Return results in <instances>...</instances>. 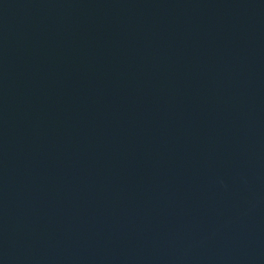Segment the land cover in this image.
<instances>
[{"label": "water", "instance_id": "95a60500", "mask_svg": "<svg viewBox=\"0 0 264 264\" xmlns=\"http://www.w3.org/2000/svg\"><path fill=\"white\" fill-rule=\"evenodd\" d=\"M0 264H264V0H0Z\"/></svg>", "mask_w": 264, "mask_h": 264}]
</instances>
